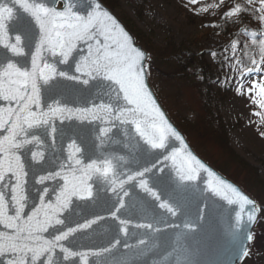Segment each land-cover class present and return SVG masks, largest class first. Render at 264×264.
Returning a JSON list of instances; mask_svg holds the SVG:
<instances>
[{"label": "snow or ice", "instance_id": "snow-or-ice-1", "mask_svg": "<svg viewBox=\"0 0 264 264\" xmlns=\"http://www.w3.org/2000/svg\"><path fill=\"white\" fill-rule=\"evenodd\" d=\"M200 2L187 0L185 6ZM210 9L216 10L211 14L221 16L225 26L229 21L234 26L242 25L248 17L264 28V0H216L196 14ZM13 22L19 32L14 38L10 35ZM242 32L246 40L251 39V45L236 42L233 37L234 42L224 49L230 47L232 59L244 64L233 90L264 110V30L249 31L245 26ZM26 50L30 67L14 59L24 58ZM237 51L247 58L246 63L236 58ZM210 55L215 58L217 53ZM147 59L100 0H0V101L5 105L0 106V264H90L89 256L97 254V250H72L70 245L78 233L95 231L93 226H100L107 217L96 214L74 222V226L68 221L75 201L94 200L95 185L115 197L108 215L119 221L125 236L131 221L121 219L118 213L127 207L126 198L132 197V189L138 188L156 207L172 216L177 214V207L171 201L179 203L178 194L185 198L197 195L188 182L197 179V166L207 169L191 153L179 165L176 162L180 152L173 150L169 154L170 140L178 141L181 148L185 145L149 89ZM252 115L264 121L260 112L253 111ZM72 121L92 126L87 131L94 134L97 142L95 158L86 160L81 155L82 148L75 137L84 129L65 123ZM66 128L71 129V134ZM118 135L122 138L113 139ZM57 136H67V155L51 159L45 150H53L55 156L49 137L54 141ZM113 144L127 150L128 155L117 154ZM29 154L36 164L26 158ZM142 158L147 162L140 163ZM169 160L176 169L175 189L157 190L149 181L154 180L156 172H164ZM48 163L52 167L45 169ZM41 169L47 174H41ZM29 175L34 188L41 186L35 188L38 205L27 194ZM218 183L236 197L233 200L225 196L228 204L239 201L252 206L247 221L253 223L254 202L224 181ZM209 191L220 194L211 185ZM236 221L235 232L239 234L245 226L240 214ZM135 227L162 231L151 222L136 223ZM184 227L191 230L193 225ZM50 229L53 231L48 238L45 234ZM245 240H252L250 230ZM119 244L117 239L102 251L109 253ZM138 247L146 253L157 245L140 238ZM181 249L183 255H173ZM248 254L247 243L241 244L240 255ZM169 255L172 259L163 264H194L179 238Z\"/></svg>", "mask_w": 264, "mask_h": 264}, {"label": "water", "instance_id": "water-1", "mask_svg": "<svg viewBox=\"0 0 264 264\" xmlns=\"http://www.w3.org/2000/svg\"><path fill=\"white\" fill-rule=\"evenodd\" d=\"M103 8L108 11L121 25L122 28L128 33L131 38L134 47L142 50L148 58L147 52L137 44L132 33L127 29L123 22L101 1ZM22 19L25 18L24 14L20 13ZM19 34L15 27V22L10 29V35L14 38ZM11 55V53H8ZM21 63H27L30 67V57L28 51H25L24 58H16ZM148 61V59H147ZM61 68H66V65H60ZM147 69V62L145 65ZM147 84L150 91L153 93V98L157 102L161 111L165 114L169 122L174 126L177 132L180 134L184 141V147L181 148L178 141L174 139L168 142V152L171 154L173 150L180 152V159H177V165H179L182 159H186V154L191 153L195 160H198L204 165L203 169H199L197 166V179L190 181L193 189L196 190L197 195L195 197H186L185 195L178 194L179 203L177 201H171L174 206L177 207V214L172 216L165 210L156 207L155 202L147 198L138 188L132 189L133 195L131 198H126L127 207L121 209L118 213L121 219L131 221L128 225V235L125 236L121 231L122 225L118 220L112 219L108 214L113 210L112 204L115 200L113 194L108 191L105 192L100 185L94 186V200L75 201L74 210L70 209L71 213L68 223L74 226V222H83V219L92 218L94 215H104L107 219L100 222V226L94 225L95 231L89 230L87 233H78L75 238V243H72L70 247L72 250H97V254H90V264H120L121 261L126 264H163L167 260H171L172 256L169 253L172 252L173 247L177 244V238H179V244L186 246L189 250V255L194 264H241L245 257L240 255V245L247 243V248L250 242H246L245 236L249 232H253V229L259 218V207L255 200L249 196L245 191L241 189L233 181L229 180L216 169L201 159L189 145L187 139L178 127L172 122L167 115L165 109L159 102L155 95L152 86L147 76ZM0 106H5L3 101H0ZM72 125H78V122H65ZM79 128L84 129L79 136L75 137L78 144L82 148L81 155L87 160L88 157L95 158L98 155V150L95 147L97 143L94 138V134L87 131L90 125H78ZM116 131L115 129L113 130ZM66 132L71 134V129L66 128ZM122 136H114L113 139H121ZM49 142L54 144L55 156L52 155L53 150H45L46 157L55 159L57 157L63 158L67 155V143L69 142L67 136L61 139L59 136L53 141L49 137ZM112 148L117 149V154L127 156V150L123 149L119 145H111ZM33 150H37L33 148ZM30 163L36 164L37 162L31 161L29 154L26 157ZM148 159H151L150 157ZM147 160L142 158L140 163H146ZM40 163H43L42 161ZM194 163V161H192ZM135 167L136 165H131ZM52 167L51 163L44 164V168ZM175 166L169 160L165 167L164 172H156L154 180H150V184H155L157 190H164L165 192H171L176 186ZM211 173L212 175H209ZM41 174H47L41 169ZM26 190L30 197V201L36 200L35 188L41 187L35 185L31 175L26 178ZM38 179V176L36 177ZM219 181H224L225 184H229L236 188L241 194L250 198L255 205L256 211L253 213L255 221L251 224L247 221L248 213L252 211V206L243 205L242 202L237 201L235 204H228L225 196L236 200V197L223 185L219 184ZM50 184L55 182H49ZM209 185L218 188L219 195L211 194L209 191ZM208 197V199H205ZM29 208H26V212ZM240 214L241 223L244 224L243 231L239 234L235 232L236 216ZM65 215H68L67 213ZM153 223L154 228L160 227L161 232H149L142 228H136V223ZM192 224L191 230L184 227L185 224ZM177 225V226H174ZM52 229L45 236L50 238ZM140 238L149 240V245L156 244L157 247L152 248L146 253H141L138 247V241ZM119 240L120 244L117 245L109 253H104L102 250L111 245L115 240ZM142 247V246H140ZM181 249L178 253L173 255H183Z\"/></svg>", "mask_w": 264, "mask_h": 264}, {"label": "rangeland", "instance_id": "rangeland-1", "mask_svg": "<svg viewBox=\"0 0 264 264\" xmlns=\"http://www.w3.org/2000/svg\"><path fill=\"white\" fill-rule=\"evenodd\" d=\"M233 2H240V0H233ZM213 3H216V0H201L198 5L186 7L187 0H118V7L112 12L120 20L124 17L136 31L147 36L158 48L167 40H172L174 44L187 43L194 54L193 57L203 58L202 60L208 66V75H212L211 88L208 89L212 101V112L227 128L228 146L231 151L245 164L234 162L230 152L224 151L226 148L222 149L220 142L208 139L206 134H199L196 130L193 132L190 129L191 134L185 136L187 129L190 128H188L189 125L186 126L187 120L191 126L196 127L193 125L194 121L202 115L198 105L201 104V94L196 87L191 88L187 87V84L184 85L185 82L177 84L172 81L159 86L157 92L148 73L152 89L169 118L184 134L189 145L201 159L211 164L213 168L215 165L227 167L228 173L237 177L238 182L230 177L229 180L239 187H241L240 181H246L253 186V191L259 193V197L264 199V136L261 135L264 132V121L252 115L253 111L264 115V110L253 104L247 96L238 95L233 90V82L240 79V69L244 64H237L235 59H232L230 47L224 50L225 46L234 42L233 37L236 42L249 45H251V39L246 40L239 28L224 35L213 32L212 29L222 22L220 20H223L221 16L211 14L216 10L210 9L208 13L196 14L201 7ZM232 19L234 20L235 17ZM257 30H264V28L259 24L254 31ZM237 33L240 34L237 35ZM211 52H216L217 56L214 58L210 55ZM236 58L243 60L244 63L247 62V58L240 51H237ZM246 164L257 170V178L249 174L250 167ZM241 189L245 191L242 187ZM260 217L259 214L252 232V239H255L258 244L252 248V240L250 241L249 254L241 264H264V218L260 219Z\"/></svg>", "mask_w": 264, "mask_h": 264}, {"label": "trees", "instance_id": "trees-1", "mask_svg": "<svg viewBox=\"0 0 264 264\" xmlns=\"http://www.w3.org/2000/svg\"><path fill=\"white\" fill-rule=\"evenodd\" d=\"M107 8L111 11H114L118 7V0H100ZM239 1V0H238ZM244 24L234 26L231 21L225 26L224 20L219 23L213 30V32L218 33L220 35H224L231 30L242 29L246 26L249 31H254L257 29L259 23H255L251 18L246 17ZM122 22L127 27V29L132 33L135 37L137 44H139L148 54L147 61V71L149 73V78L154 88L158 92L159 86L169 84V82L175 81L177 84L184 83L187 84V87L194 88L200 91L201 94V104L200 108L202 111V115L199 116L193 125H190V122L186 126L189 129L186 132L185 136L190 135V129L199 134H206L208 139L220 142L222 149L225 147L224 151L230 152L231 159L237 164H245L240 158L236 157L228 146V137H227V128L225 124L221 121V119L215 116L212 112V101L209 97L208 89L211 88L212 83V75H208V66L207 64L199 58L193 57V53L190 50V46L187 43L174 44L172 40H167L161 47L155 46L152 41L145 36L144 34L136 31L124 18L121 17ZM224 28H228L227 30ZM243 33V32H242ZM244 37V36H243ZM250 39V38H248ZM175 63V65L173 64ZM161 84V85H160ZM207 85V86H206ZM163 100V97L160 96ZM164 102V101H163ZM189 118V115H188ZM211 165V164H210ZM247 165V164H246ZM249 166V165H247ZM215 169L221 173L223 176L227 178L233 179V181L238 182L237 177L231 175L227 171V167H220L215 165ZM250 167V166H249ZM249 174L252 177L257 178L258 172L255 168L250 167ZM229 178V179H230ZM241 187L250 194L255 201L257 202L260 209V219L264 218V199L259 197V193L254 192L253 186L248 184L246 181H240ZM264 185V181H263ZM263 189V188H262ZM259 245H260V237ZM251 246H257L255 239L251 241ZM256 243V245H255Z\"/></svg>", "mask_w": 264, "mask_h": 264}]
</instances>
